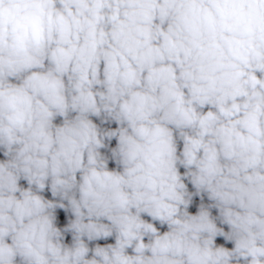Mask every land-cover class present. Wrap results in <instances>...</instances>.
Masks as SVG:
<instances>
[{
	"label": "clouds",
	"instance_id": "obj_1",
	"mask_svg": "<svg viewBox=\"0 0 264 264\" xmlns=\"http://www.w3.org/2000/svg\"><path fill=\"white\" fill-rule=\"evenodd\" d=\"M0 264H264V0H0Z\"/></svg>",
	"mask_w": 264,
	"mask_h": 264
}]
</instances>
